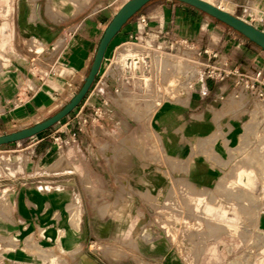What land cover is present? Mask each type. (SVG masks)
I'll use <instances>...</instances> for the list:
<instances>
[{"label":"crops","instance_id":"0c3cea01","mask_svg":"<svg viewBox=\"0 0 264 264\" xmlns=\"http://www.w3.org/2000/svg\"><path fill=\"white\" fill-rule=\"evenodd\" d=\"M125 1L15 0L13 35L0 43V134L42 121L69 101L90 69L105 27ZM206 1L222 3L228 12L264 31V0ZM140 17L151 38L162 44L188 40L194 53L205 48L216 55L213 67L226 63L227 71L245 74V82L238 84L234 73L222 80L201 74L188 91L169 94L155 58L157 70L148 76L159 80L156 87L146 89L139 76L124 86V76L113 62L130 43ZM34 50L38 54L29 62ZM198 58L207 63V54ZM91 87L93 93L88 90L60 128L53 125L27 138L33 140L30 154L38 158L59 150V140L63 144L64 138L66 143L76 138L78 152L63 153L67 159L77 154L79 162L76 172L61 174L67 176L65 189H15L17 221L48 240L50 254L60 249L63 264H207L195 252L182 253V224L201 222L214 233L211 219L235 232V217L228 216L226 206L207 202L200 194L194 209L202 208L209 219H184L176 211L183 194L217 186L234 149L243 145L244 116L256 100L264 101L258 96H264V50L193 6L150 0L110 40ZM82 105L83 115L94 120L78 124L74 112ZM88 110L101 114L96 117ZM261 154L257 158L264 167ZM46 175L54 178L56 173ZM225 191L230 200L243 202L236 204L248 223L257 219L264 229V196L263 202L256 196L258 208L251 216L244 193L230 187ZM240 260L234 264H242Z\"/></svg>","mask_w":264,"mask_h":264},{"label":"rangeland","instance_id":"374dc122","mask_svg":"<svg viewBox=\"0 0 264 264\" xmlns=\"http://www.w3.org/2000/svg\"><path fill=\"white\" fill-rule=\"evenodd\" d=\"M122 1L118 0V4ZM152 5H155V3ZM14 6L15 0H0V26H3L0 29V43L1 40L5 43L13 35ZM140 45V43L131 41L123 46L120 51L118 50L119 60L122 59L119 53L123 49L132 48L133 46L143 48ZM36 48L41 49L39 45ZM155 58L160 60V66L156 68L163 70L164 77L160 81H164L169 94L177 93L178 90L188 91L194 79L193 77L196 74L199 76L205 66L204 59H197L192 50L180 43L179 45L174 43L171 49L166 48L163 55ZM151 67V72L157 70L154 63L151 64ZM139 70L141 71V66H137L136 72L138 73ZM117 73L120 76L123 75L120 71ZM147 76L148 74L145 73V76L143 74V78L138 81L143 82L146 89L150 88L151 91L153 86H157L156 82H159V80H155L154 75ZM122 83L124 86L127 85L124 80ZM142 95L146 96V94ZM146 99L148 100V97ZM255 110H257V118L254 119L253 124H249L251 130L245 132L241 141L243 145L235 148L234 157L227 161L218 180V185L208 192L198 191L195 194L192 192L183 194L181 196V206L176 211L184 219H186L185 215L209 219L202 208L199 210L194 209L195 197L200 194L206 197L207 202L212 201L215 204L226 206L229 209L228 216L235 217V223L239 226V230L235 232L226 224L213 223L214 220L211 219H209L211 225L215 224L214 228L217 227V231L214 233L208 232L209 229L205 228L201 222L182 224L185 233H182L180 242L186 248L184 250L183 246L181 247L182 253L184 251L195 252L198 258H204L207 264H234V261L239 257H241L242 264H264V229L258 225L257 219L252 223H248L241 206L236 204L243 202L236 199L230 200L227 192H224L225 188L230 187L244 193L246 212L251 216L258 208L256 196L259 197V201L263 202L264 167L261 159L257 156L263 151L261 156L264 161V101L256 100L253 107L247 110L244 121L250 119L252 112H255ZM76 113L77 109L74 114L76 115ZM88 113L93 114L92 111ZM65 117L54 125L60 128V124ZM40 119L38 120L41 121ZM245 126L244 123V129ZM32 143L33 140L26 138L0 145V264H63L64 255L60 253V249L55 250L54 254H50L49 241L38 238L29 226H24V223L17 221L14 214V198L16 190L21 187L27 189L35 187L45 191L53 188L65 189L69 187L66 183L67 178H64L67 176L61 174L76 172L79 161L76 157L77 154L67 159L64 158L66 155L63 152H78L77 140L76 138L71 139L66 143L64 138L63 144L62 140H59V150L54 151L51 156L40 158L30 154ZM249 170L263 172L260 174L256 172L241 174V172ZM48 171L50 174L52 172L56 173L54 178L46 175ZM244 177H247L246 180H244ZM47 179L52 180V182H46ZM199 204L200 200L196 202V206H199ZM167 214L172 213L167 212ZM37 232L41 236L42 231L39 229ZM60 234H62V230H59Z\"/></svg>","mask_w":264,"mask_h":264},{"label":"water","instance_id":"95a60500","mask_svg":"<svg viewBox=\"0 0 264 264\" xmlns=\"http://www.w3.org/2000/svg\"><path fill=\"white\" fill-rule=\"evenodd\" d=\"M149 1L150 0H126L115 12V14L112 16L111 20L105 27L104 32L99 40L90 69L77 92H75L69 99V101L66 102L58 111H56L48 118L36 122L31 126L23 127L13 132L0 134V145L9 144L34 136L44 130L49 129L61 118L67 116L70 112H72V110L79 105V103L82 101L89 88L91 87L103 59L105 49L110 40L119 31L122 25ZM177 1L193 6L205 12L206 14L218 19L219 21L223 22L224 24L242 34L251 42L255 43L262 50H264L263 30L256 28L255 26L239 18L238 16H235L227 10H224L223 8L214 5L206 0Z\"/></svg>","mask_w":264,"mask_h":264},{"label":"built area","instance_id":"2783aa9c","mask_svg":"<svg viewBox=\"0 0 264 264\" xmlns=\"http://www.w3.org/2000/svg\"><path fill=\"white\" fill-rule=\"evenodd\" d=\"M146 28V20L144 17H140V25L137 27L136 32L133 34L131 37L130 42H136L140 43L143 48H140L137 52L134 54L123 58L119 60L118 54L116 56L115 61L113 62V68L115 71H120L123 73V80L127 83H129L133 77L139 76L140 79H142L143 74L145 76V73L148 74L150 72V67L151 64L154 60V57H158L160 55H163L165 52V49H171L174 46V43L181 44L184 47L188 48L189 50L193 51V47L190 41L181 39L177 42H169L168 44H162V42L156 40L155 38H151L149 36L148 31L145 29ZM156 53V54H155ZM194 53V52H193ZM207 54V63H204L205 66L203 68V72H200L199 75L203 74L205 78H210V79H218L222 80L226 76H228L231 73H234L236 75V81L238 84H243L245 82L246 75L243 74L242 72H239L236 69H231V70H226L225 66L227 65L226 63L223 64H217V66L211 65V59L215 58V54L207 52V50L204 48L202 51H198L194 53V56L198 58V56L201 54ZM38 54L37 50L33 51V55L29 57V62H33ZM137 66H141V71L136 72ZM259 75V74H258ZM197 76V74H196ZM195 76V77H196ZM193 77V78H195ZM248 86V85H247ZM250 87H253V84H251ZM94 87L90 88V92L93 93ZM261 98H264L263 95L259 94L258 95ZM103 103L105 104L107 101L105 99H102ZM88 107L93 110V105L89 104ZM83 105L77 110V113L75 115L78 124H83L87 119L94 120V116L91 118L89 116L83 115ZM94 115L96 117H99L101 112H96L93 111Z\"/></svg>","mask_w":264,"mask_h":264},{"label":"bare ground","instance_id":"6f19581e","mask_svg":"<svg viewBox=\"0 0 264 264\" xmlns=\"http://www.w3.org/2000/svg\"><path fill=\"white\" fill-rule=\"evenodd\" d=\"M219 1V0H218ZM217 3V2H216ZM219 4V3H218ZM219 7H221V8H223L224 10H226V7L221 3V4H219ZM140 49V47L138 48V46H133L132 48H127V49H123L120 53H119V55L122 57V59L123 58H126V57H128V56H130V55H132V54H134L135 52H137L138 50ZM155 104L157 103V102H154ZM155 106V105H154ZM256 114H257V111H255V112H252V118L250 119V120H247V122H245V129H244V131L245 132H249L250 130H251V126L249 125V124H253V121H254V119L256 118ZM262 157V156H261ZM253 160H254V157H253ZM253 163V162H252ZM254 172H256L257 174H260V171L259 170H256V171H254ZM246 178L247 177H244V180H246ZM228 191V190H227ZM235 194V193H234ZM234 196V195H233ZM241 197V196H240ZM233 198H235V197H233ZM232 199V198H231ZM250 200V199H249ZM248 200V201H249ZM254 201V200H253ZM249 202H251V201H249ZM247 203V202H246ZM242 204V203H241ZM220 205V204H219ZM253 205H255V203H253ZM220 210H221V208H220ZM241 210H242V208H241ZM222 211V210H221ZM233 217V216H232ZM217 220V219H216ZM226 222V221H225ZM230 224V223H229ZM213 225V224H212ZM217 228V227H216Z\"/></svg>","mask_w":264,"mask_h":264}]
</instances>
